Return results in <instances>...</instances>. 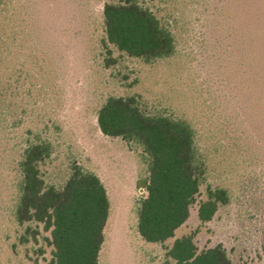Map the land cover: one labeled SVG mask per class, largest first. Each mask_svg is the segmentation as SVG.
Here are the masks:
<instances>
[{"label": "rangeland", "instance_id": "1", "mask_svg": "<svg viewBox=\"0 0 264 264\" xmlns=\"http://www.w3.org/2000/svg\"><path fill=\"white\" fill-rule=\"evenodd\" d=\"M120 1L3 0L1 27L25 47L21 72L2 97L8 112L0 128V264L48 259L46 234L20 245L23 229L8 212L20 151L37 141L52 147L40 165L47 184L61 186L77 165L106 190L110 212L98 264H162L164 247L192 231L198 250L219 245L232 264H264V0H136L174 39L173 54L150 63L110 45L108 55L103 46L102 7ZM132 95L148 113L193 128L206 165L197 201L207 186L229 195L205 224L193 205L164 246L144 242L136 230L137 202L146 195L141 150L102 135L96 124L108 97Z\"/></svg>", "mask_w": 264, "mask_h": 264}, {"label": "trees", "instance_id": "2", "mask_svg": "<svg viewBox=\"0 0 264 264\" xmlns=\"http://www.w3.org/2000/svg\"><path fill=\"white\" fill-rule=\"evenodd\" d=\"M4 4L0 0V15ZM102 20V43L108 55L107 45L146 63L170 57L174 52L171 33L136 0L105 3ZM1 26L2 21L0 128L8 112L1 108L3 93L12 75L21 72L17 59L25 47L12 29L5 32ZM96 124L102 135L119 138L141 150L146 179L140 186L146 195L137 202L136 230L144 242L164 246L185 223L195 204L200 224L210 222L219 207L228 204L227 190L218 186H207L205 198L197 201L206 165L197 152L195 132L186 121L150 114L139 97L132 95L108 97L97 111ZM51 152L47 141L27 143L16 161L15 198L8 212L13 223L23 229L18 236L20 245L29 242L28 236L37 243L42 232L46 235L41 238L49 249L45 264H98L110 212L106 190L95 174L77 165H72L61 186L47 184L40 165ZM195 235L196 231H192L164 247L162 264H232L219 245L198 250ZM44 254V249H38L40 257L44 258Z\"/></svg>", "mask_w": 264, "mask_h": 264}]
</instances>
